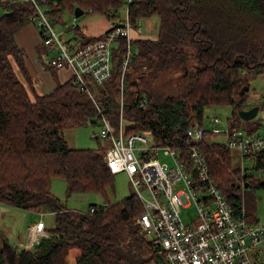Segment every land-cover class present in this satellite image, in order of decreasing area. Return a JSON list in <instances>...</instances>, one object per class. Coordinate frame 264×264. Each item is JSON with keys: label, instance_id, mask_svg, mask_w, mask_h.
<instances>
[{"label": "trees", "instance_id": "obj_1", "mask_svg": "<svg viewBox=\"0 0 264 264\" xmlns=\"http://www.w3.org/2000/svg\"><path fill=\"white\" fill-rule=\"evenodd\" d=\"M7 3L0 0V7ZM45 5L53 26L64 23L65 15L75 17L77 7L115 19L103 34L78 49L119 28L125 18V0H45ZM37 16L31 3L21 1L0 14V203L37 212L47 207L55 215V224L46 227L49 236L30 251L11 245L0 228V264H67L72 248L78 250L76 264H149L156 260L157 250L135 223L143 211L140 200L135 194L118 202L109 200L116 175L104 160L107 140L97 135L96 147L74 148L64 132L102 126L101 114L117 126L123 99L127 133L147 132L157 143L185 150V133L191 124L203 125L208 108L233 106L236 114L245 97L240 90L264 72V0H136L130 5L129 19L134 24L157 17V36L133 33L134 54L124 74L123 93L127 44L124 36L118 38L111 78L97 84L88 77L95 101L75 85L74 77L48 94L36 91L16 33L35 23ZM47 67L58 69L50 60ZM175 85L182 88L179 93ZM144 99L146 107L141 105ZM227 124L236 128L230 120ZM259 125L249 124L248 131ZM214 136L205 129L201 148L216 184L233 212L240 214L244 196L237 178L240 175L243 183H249L246 188H264V150L253 156L254 169L261 176L243 175L240 168L232 167L231 150L211 141ZM58 178L66 182L67 197L97 193L105 202L91 203L86 213L68 208L51 190ZM92 206L101 208L91 213ZM246 217L256 222L247 209ZM141 240L151 249L147 258L139 256L135 246Z\"/></svg>", "mask_w": 264, "mask_h": 264}, {"label": "built area", "instance_id": "obj_2", "mask_svg": "<svg viewBox=\"0 0 264 264\" xmlns=\"http://www.w3.org/2000/svg\"><path fill=\"white\" fill-rule=\"evenodd\" d=\"M7 1L3 7L5 12L16 1L32 4L38 14V27L43 31L42 42L57 51L56 55L50 57L51 65L58 69L70 68L75 85L81 91H86L93 101L95 99L88 77H92L97 84L111 78L113 52L117 48L118 38L124 36L127 50L122 59L123 93L124 74L134 54L133 33H144L141 19L134 24L129 19L130 5L136 0H125V18L119 28L108 31L101 39L83 48L70 50L49 21L45 0ZM75 20L74 17V25ZM123 105L121 99L117 126L101 114V130L93 138L99 135L109 144L104 156L109 171L115 175L126 172L131 179L134 194L143 207L135 223L140 234L157 250L156 260L149 264H264V225L248 221L244 197L240 214H235L216 184L201 148L204 126L194 122L186 129L183 150L179 145L157 143L147 132L127 133ZM141 105L146 107L147 99ZM259 118L260 125L252 132L232 128L228 124L227 129H224L218 126L219 117L212 119L215 125L211 128L212 132L224 135L225 140L220 144L239 153L242 164L240 172L243 175H255L244 167L245 160L252 162L254 169L253 156L264 150V109ZM214 137L212 142H216ZM137 142L140 144L136 145ZM161 151L173 159L174 166L161 162L158 157ZM256 172L261 176L260 171ZM181 185L186 191L177 189ZM242 188L243 191L246 188L243 182ZM191 201L195 204L197 215L186 223L181 216L182 207L189 206ZM99 208L101 206H92L90 212L94 213ZM48 236L45 223L40 219L29 226L27 240L21 246L30 251L42 238Z\"/></svg>", "mask_w": 264, "mask_h": 264}, {"label": "rangeland", "instance_id": "obj_3", "mask_svg": "<svg viewBox=\"0 0 264 264\" xmlns=\"http://www.w3.org/2000/svg\"><path fill=\"white\" fill-rule=\"evenodd\" d=\"M2 13H4V9L0 7V14ZM75 18L76 25H74L73 16L65 15V22L59 24L57 23L54 26L58 31L60 37L62 38L64 45L68 49L69 47L77 49L80 47L81 43L88 41L91 37H96L103 34L107 29L111 27V25L113 24L112 21L115 20L99 12H86L81 16ZM29 24L34 25V29H37L39 31V34H37L36 38L34 31L32 39H30L31 50L27 49V52L25 51V55L29 58V61H34L36 58L35 53L38 50V52L42 54L43 58H47V61H49V52L51 49H49L42 42V38L40 36L41 29L38 27V20L35 23L31 22ZM142 25L146 35L150 36L151 38H155L157 36L159 28V21L157 17L143 20ZM263 28H260V30ZM36 42L38 43L36 44ZM51 53L52 55H56L57 51L52 49ZM64 68L70 70V68ZM167 90H169V88H167ZM174 90L176 91V93H179L182 88H177V86L175 85ZM242 96L245 97L242 100L243 103L241 107L236 110V114H234L235 108L233 106L208 108L204 113V118L202 121L204 128L211 129L215 126L212 122V119L214 117L220 118V123L218 124V126L224 129H227L228 127V120L233 123L234 127L241 128L247 132H250L248 131L249 124L256 123V121L258 124H260L259 117L264 109V72H261L260 74L251 78L250 88L246 90ZM256 106L259 107V113L254 119L249 121H245L241 118L238 119L240 117V110H247ZM128 124L129 121L124 119V125ZM100 130L101 126L99 124L95 126H82L74 130H66L64 132V138L69 143V145L74 148L96 147L97 141L93 138V135L95 133H99ZM214 138L218 143H222L225 140L223 134H217ZM139 144V142L136 143V145ZM231 152L233 156V169H241L242 164L240 163L239 153L236 150H232ZM158 157L161 162L168 163L170 166H174L173 159L167 155H164L163 151L160 152ZM244 167L247 168L252 174L258 176L256 170L253 169L252 162L245 160ZM236 184L237 186L242 187V177L240 175L237 178ZM66 188V182L63 179L58 178L53 180L51 188L52 192L56 196L61 198L68 208L80 213L88 212V207L91 203H97L100 205L105 202L103 200V197L97 193L79 192L67 197ZM177 189L186 191L183 185H181V187ZM134 193L135 189L131 183L129 175L126 172H121L116 174L115 187L113 189H109L108 197L111 202H118ZM243 196L247 202L246 209L253 220H256V222H260L262 225H264V188H246V190H242V197ZM196 215L197 209L193 201H191L189 206L182 207L181 216L186 223H189L193 218L196 217ZM40 219L44 221L47 228L53 227L55 224V215L47 207H43L40 212H37L19 209L0 203V228L3 231V234L8 237L9 243L14 247L23 249V247L20 245L27 240L29 226L36 223ZM20 239L22 241H20ZM135 246L137 247L139 256L143 258H147L149 253L151 252L148 244L142 240L136 241ZM66 260L67 264H71L72 260L69 256L66 257Z\"/></svg>", "mask_w": 264, "mask_h": 264}, {"label": "crops", "instance_id": "obj_4", "mask_svg": "<svg viewBox=\"0 0 264 264\" xmlns=\"http://www.w3.org/2000/svg\"><path fill=\"white\" fill-rule=\"evenodd\" d=\"M33 26L34 25L32 24H28L24 26L23 28H21L16 33V41L18 45L21 48H23L24 51L26 52H27V49L31 50L30 39H32V35L34 31H35L34 34L36 35V38H37V34H39V31L37 29L35 30ZM37 43L38 42H36V44ZM49 53H50L49 57H51L52 55L51 50ZM35 56L36 58L34 61H29V58L24 54V62H25L26 69L29 73V76L32 79L34 86L36 88V91L38 93L48 94L52 92L55 88H57L60 84L66 82L72 77V73L69 69H66V68L51 69L47 67V64L49 61H47V58H43L42 54L39 53L38 50L36 51ZM16 69H17V73L20 79L25 83L26 80L24 76L21 74L18 67H16ZM20 241L22 240L20 239ZM77 254H78V250L76 248L70 249L69 252L67 253V256H69L72 260L71 264H76L75 258Z\"/></svg>", "mask_w": 264, "mask_h": 264}, {"label": "water", "instance_id": "obj_5", "mask_svg": "<svg viewBox=\"0 0 264 264\" xmlns=\"http://www.w3.org/2000/svg\"><path fill=\"white\" fill-rule=\"evenodd\" d=\"M75 17H79L81 16L82 14L85 13V11H83L82 9H79V7L75 8ZM250 88L249 85H245L241 90H240V93L241 95H243L245 93L246 90H248ZM258 110H259V107H252L250 109H247V110H240L239 112V116L241 119L245 120V121H249V120H252L254 119L257 114H258ZM246 187L249 186V183H246L245 184Z\"/></svg>", "mask_w": 264, "mask_h": 264}]
</instances>
